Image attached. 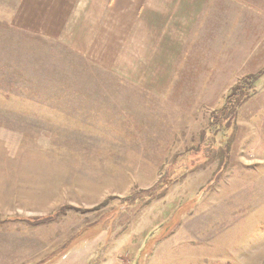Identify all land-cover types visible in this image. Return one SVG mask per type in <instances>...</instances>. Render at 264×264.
Listing matches in <instances>:
<instances>
[{"label":"rangeland","instance_id":"rangeland-1","mask_svg":"<svg viewBox=\"0 0 264 264\" xmlns=\"http://www.w3.org/2000/svg\"><path fill=\"white\" fill-rule=\"evenodd\" d=\"M92 1L0 21V264H264V0Z\"/></svg>","mask_w":264,"mask_h":264},{"label":"crops","instance_id":"crops-1","mask_svg":"<svg viewBox=\"0 0 264 264\" xmlns=\"http://www.w3.org/2000/svg\"><path fill=\"white\" fill-rule=\"evenodd\" d=\"M15 2V0H13ZM21 1L22 4H21ZM75 0H19L18 4H16L18 7L16 10L9 9L5 7V11L2 13L4 19L7 21H3L1 18V22H6L12 27H20L23 23H26L24 28H32V29H39L43 28L44 26H53L57 19L54 18L51 14L56 13H80L85 12V0H81L80 4H74ZM16 3V2H15ZM32 6V7H31ZM98 4L95 0L92 1V3L89 4L87 8V12H94L97 11ZM90 7H94L91 9ZM26 8V10H24ZM24 11H27L29 15L31 12L35 15L33 17L29 16L28 18H25ZM120 11V9L118 10ZM12 14L11 16H6V14ZM16 14V16H14ZM47 16L50 17V19L47 21ZM24 19V20H23ZM27 20V22H26ZM20 24V25H19ZM181 46L184 47V44H181ZM182 57H179L174 60H169L173 64L172 67H168V70L171 71L169 73H165V75H171L173 71L178 69L179 60H181Z\"/></svg>","mask_w":264,"mask_h":264},{"label":"trees","instance_id":"trees-1","mask_svg":"<svg viewBox=\"0 0 264 264\" xmlns=\"http://www.w3.org/2000/svg\"><path fill=\"white\" fill-rule=\"evenodd\" d=\"M250 78H252V80H251V84H250V86H249V90H251V91H253V88L255 87V84H256V80H257V77L256 76H250V77H248V78H245V80H241L236 86H235V91H244L246 88H243L242 87V84L245 82V81H247L248 79H250ZM234 91V92H235ZM234 92H233V94H234ZM253 94L252 95H245L244 93H242V95H244L245 96V99L244 100H242L238 105H237V108L236 109H238V107H241L240 105H243L246 101H248L249 99H252V97L254 96V95H256V89L254 90V92H252ZM234 114H235V112H234ZM161 186H162V182H160L158 185H157V187L156 188H161Z\"/></svg>","mask_w":264,"mask_h":264}]
</instances>
